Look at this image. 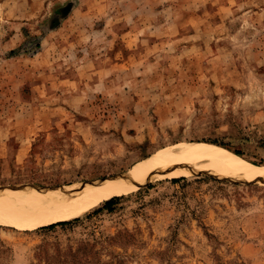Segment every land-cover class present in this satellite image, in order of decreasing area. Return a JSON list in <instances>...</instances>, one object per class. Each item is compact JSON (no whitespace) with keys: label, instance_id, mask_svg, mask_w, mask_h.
<instances>
[{"label":"rangeland","instance_id":"1","mask_svg":"<svg viewBox=\"0 0 264 264\" xmlns=\"http://www.w3.org/2000/svg\"><path fill=\"white\" fill-rule=\"evenodd\" d=\"M94 1L121 10L94 33V48L106 46L107 34L119 37L112 60L125 73L108 96L94 86L80 100L78 46L70 41L77 32L68 30L69 41L45 40L78 0H0V188L52 189L116 176L177 144L223 145L264 163V0H214L193 11L206 21L203 39L182 27L159 44L133 39L143 30L132 13L142 23L154 17L147 0ZM175 16L164 10V20ZM187 44L181 58L177 50ZM161 50L168 57L147 64ZM56 73L73 83L53 95L43 83L59 81ZM183 178L50 229L0 222V264H264V184Z\"/></svg>","mask_w":264,"mask_h":264},{"label":"bare ground","instance_id":"2","mask_svg":"<svg viewBox=\"0 0 264 264\" xmlns=\"http://www.w3.org/2000/svg\"><path fill=\"white\" fill-rule=\"evenodd\" d=\"M196 175L264 184V167L226 148L206 143L177 144L116 176L52 189L32 185L0 188V222L36 230L81 217L105 201L148 185Z\"/></svg>","mask_w":264,"mask_h":264},{"label":"crops","instance_id":"3","mask_svg":"<svg viewBox=\"0 0 264 264\" xmlns=\"http://www.w3.org/2000/svg\"><path fill=\"white\" fill-rule=\"evenodd\" d=\"M161 2V1H160ZM153 3L149 2L147 0V4L144 5L147 11H151V13L154 14V17H150V21H146L145 23H142L141 19L136 18L135 15L132 13L131 15V21L132 23H138L140 22V29L143 30V33L133 32V36L138 41L147 40L148 42H157L158 44L163 40L165 42H168L171 40L169 36H173V31H177L179 34V30L183 27L186 31V35L189 37H193L194 39L204 38V32L206 29V21L203 19L198 18L195 16V13L193 11H199L202 9V7H206L205 4L214 5V0H184L183 2L180 1L181 4H177L176 6L174 3H172L170 0H166L164 2L166 3ZM170 2V3H169ZM216 2V0H215ZM225 2H229L230 0H225ZM156 4V5H155ZM100 3H97L96 1L92 2V0H78V6L74 7L72 9V16L68 17L64 22L61 24L60 27L55 28L53 31L51 30L48 35H46L45 40L49 42V45H51V41L53 38L61 37L62 40L69 41V35H67L68 30L71 29V33L75 30L77 32V36L71 37V42L75 43V48L78 46V54L76 53L74 55V59L78 61V65H80V70L78 71V84L76 85V92L78 91V99L81 100L84 97L87 96V93L90 89L95 87H100L102 96L109 95L112 92H114L115 84L118 82V80H124L123 77L125 71H123L121 65L123 64L116 63L112 59L114 57V51L116 48V41L120 40L117 39L119 37H115L114 34L103 37L105 47H100L99 50L94 48V33L104 30L105 26H107L106 21L108 19H111L113 13L114 14H120L121 10L117 8V10L112 7V12L110 11L109 7L100 6ZM104 9L110 11L111 13L108 14L104 20L102 18H99L100 12L104 11ZM170 9L173 10V12L176 14V16L170 20H164V10ZM141 10V7L139 8ZM185 10L190 11V14H186ZM135 12V11H134ZM143 19H148V17H144ZM100 20V21H98ZM102 21V22H101ZM100 22V24H99ZM123 26L125 27V21H122ZM147 22L151 26L149 28H153L154 32V39H149L148 33L146 30L147 28ZM67 36V38L65 37ZM167 38H169L167 40ZM58 41V39H57ZM110 44H112L111 47ZM103 45V44H102ZM148 46H145V50L148 49L150 43L147 44ZM176 46V45H175ZM202 44L200 43V47L202 48ZM125 48H127L125 46ZM191 47L189 44L185 45L182 50H177L178 55L181 58H185L186 56V50L190 49ZM166 51H160L158 56L157 55H150L146 62L147 64H152L157 62L158 63V57H168L167 54L163 53ZM45 53V50L40 55L43 56ZM103 58L99 63L95 60L97 58ZM90 66H92L93 71L92 74H90ZM148 67L146 66V69ZM127 71H130L129 67H126ZM150 72H152V69H150ZM155 72V70H153ZM57 79L59 81H54V83H48V81H44L43 83V89L48 90L50 93H53V95H58V91H62L64 86L66 84L73 83L72 78L69 77V74H67V81L68 83H64L63 80L65 77H63L61 74L56 73ZM54 76V75H53ZM89 76V77H88ZM83 79V80H82ZM122 80V81H123ZM72 81V82H70ZM121 81V82H122ZM139 83L138 79L136 78V82ZM85 91V92H83ZM63 95V94H62ZM139 99V98H138ZM46 123L50 122V117L45 119ZM29 125V124H28ZM28 125H25L24 127L27 128ZM29 128V127H28ZM2 130V127L0 128V131ZM25 147V146H24ZM28 148V147H26ZM0 149H3V146L0 145ZM18 149H25L23 146H18ZM30 149V148H28Z\"/></svg>","mask_w":264,"mask_h":264},{"label":"trees","instance_id":"4","mask_svg":"<svg viewBox=\"0 0 264 264\" xmlns=\"http://www.w3.org/2000/svg\"><path fill=\"white\" fill-rule=\"evenodd\" d=\"M11 56L12 55H14L15 53H14V50H11L10 51V53H9ZM211 143V142H210ZM214 144H217V143H214ZM218 145H220V144H218ZM220 146H222V147H224L223 145H220ZM226 148V147H225ZM230 150V149H229ZM234 154H236V155H238V156H241V157H244L240 152H238V151H232ZM245 158V157H244ZM254 165H256V166H262V165H264V163H262V164H255L254 163ZM180 180H184V178H181V179H175V180H172V181H170L171 183H177L178 181H180ZM151 187V185H148V186H146V188H150ZM140 191V190H139ZM138 191V192H139ZM120 198H122V197H114V198H112V199H110V200H108V201H105L101 206H99L98 208H95V209H93L92 210V214H94V213H96V212H99V211H101V210H106V211H108V212H111L112 211V209L114 208V206L116 205V204H118V201H119V199ZM86 216H89V215H86ZM79 220V217L78 218H75V219H73V220H71V221H66V222H59V223H56V224H52V225H49V226H45V227H42L41 229H50V228H53V227H55V226H61V225H66V224H69V223H71V222H77Z\"/></svg>","mask_w":264,"mask_h":264}]
</instances>
